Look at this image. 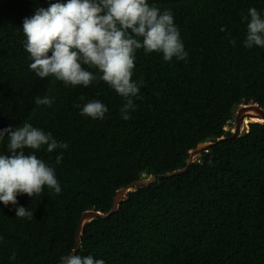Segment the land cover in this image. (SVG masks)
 Masks as SVG:
<instances>
[{"label": "trees", "instance_id": "trees-1", "mask_svg": "<svg viewBox=\"0 0 264 264\" xmlns=\"http://www.w3.org/2000/svg\"><path fill=\"white\" fill-rule=\"evenodd\" d=\"M55 3L67 0H0V130L29 122L69 145L35 152L62 191L18 195L31 220L0 202V264H61L77 247L84 212L109 213L121 188L185 168L199 144L230 136L242 101L264 108V47L244 45L242 19L253 7L264 18V0H148L173 13L188 56L136 50L140 92L128 120L126 100L106 82L68 86L29 68L23 22ZM37 95L54 97L52 106L37 105ZM92 100L107 106L104 119L80 114ZM8 142L0 140V155H10ZM77 255L105 264H264V124L218 143L183 174L129 193L114 215L85 226Z\"/></svg>", "mask_w": 264, "mask_h": 264}, {"label": "clouds", "instance_id": "clouds-1", "mask_svg": "<svg viewBox=\"0 0 264 264\" xmlns=\"http://www.w3.org/2000/svg\"><path fill=\"white\" fill-rule=\"evenodd\" d=\"M242 19L247 21L244 45L249 49L254 45L264 47L261 13L253 7ZM220 31H226V28L222 27ZM23 33L25 50L32 61L29 68L39 78L54 77L68 86L87 87L96 81L106 82L126 100L120 109L124 120L130 119L129 110L136 108L133 98H139L140 85L132 78L136 50L143 48L146 54L162 52L165 61H171L173 57L185 60L188 56L173 13L170 10L161 12L150 6L148 0L55 3L47 9L39 8L34 16L25 18ZM230 43L235 46L236 41L233 39ZM82 65L98 69V73L86 70ZM53 101L54 97L47 95L35 97L37 105L51 107ZM107 112L106 105L92 100L83 105L80 114L104 119ZM5 136L8 137L10 155H0V202L14 206L16 217L31 220L34 213L18 205V195L26 194L34 199L45 186L56 194L62 191L55 168L38 158L35 152L43 146L51 153L67 149L69 145L58 142L51 132L29 122L0 130V140ZM26 149L32 151L26 155ZM62 160L63 152L56 156L55 162L60 164ZM60 259L61 264H105L103 259L80 256L75 252Z\"/></svg>", "mask_w": 264, "mask_h": 264}, {"label": "water", "instance_id": "water-1", "mask_svg": "<svg viewBox=\"0 0 264 264\" xmlns=\"http://www.w3.org/2000/svg\"><path fill=\"white\" fill-rule=\"evenodd\" d=\"M235 127L231 131L230 136H221L217 140H209L205 141L201 144H199L195 149L190 151V156L189 159L187 160L186 167L181 169V170H176L170 173L166 174H161V175H152L144 179H140L137 181H134L127 185L124 188H121L116 192V194L113 197V206L112 209L109 213H102L100 211H97L96 209H92L90 211H86L82 214L77 233L75 236V241H76V249L71 252H77L81 248V237L83 235V231L85 226L92 222L93 220L97 218H102V219H108L112 215H114L118 210L119 206L126 201L127 196L129 193L137 191L139 188H148L151 187L155 184L157 179H170L174 178L178 175L183 174L184 172L187 171V169L193 165L196 160L203 155V153L208 152L211 148L216 146L220 142H224L228 139H236L239 138L245 130L249 129L250 124L255 123V122H260L264 124V108L260 106L256 101L253 100H244L240 105H238L235 108ZM248 122V123H246ZM229 131L231 129L230 126H227Z\"/></svg>", "mask_w": 264, "mask_h": 264}, {"label": "rangeland", "instance_id": "rangeland-1", "mask_svg": "<svg viewBox=\"0 0 264 264\" xmlns=\"http://www.w3.org/2000/svg\"><path fill=\"white\" fill-rule=\"evenodd\" d=\"M229 126L234 129V127H235V120L231 121L230 124H229Z\"/></svg>", "mask_w": 264, "mask_h": 264}, {"label": "bare ground", "instance_id": "bare-ground-1", "mask_svg": "<svg viewBox=\"0 0 264 264\" xmlns=\"http://www.w3.org/2000/svg\"><path fill=\"white\" fill-rule=\"evenodd\" d=\"M246 123H248V122H246ZM228 126H229V125H228ZM225 130L227 131L228 128L226 127ZM232 130H233V128L231 127V129H230L229 131H227V132H230V133H231Z\"/></svg>", "mask_w": 264, "mask_h": 264}]
</instances>
